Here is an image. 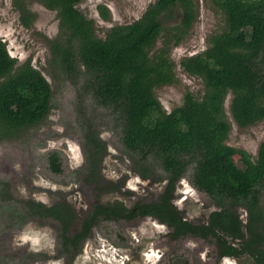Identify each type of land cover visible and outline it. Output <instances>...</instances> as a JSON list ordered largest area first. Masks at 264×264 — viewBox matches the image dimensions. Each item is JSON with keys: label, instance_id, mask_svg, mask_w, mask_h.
<instances>
[{"label": "trees", "instance_id": "obj_1", "mask_svg": "<svg viewBox=\"0 0 264 264\" xmlns=\"http://www.w3.org/2000/svg\"><path fill=\"white\" fill-rule=\"evenodd\" d=\"M28 1L13 3L30 26L35 14ZM37 1L58 14L60 33L50 40L54 66L76 85L83 80L86 93L117 115L123 146L134 154L138 172L144 178L159 177L166 185L156 201L132 207L120 200L96 201L74 232L79 217L66 200L47 204L27 199L25 220L57 222V250L64 264L82 251L102 220L144 217L166 224L173 240H213L219 259L249 255L255 264H264V141L256 157L229 145L231 122L225 106L231 95L229 111L239 127L264 120V0H211L224 15L225 30L210 36L202 52L180 61L186 73L201 78L204 93L187 91L182 104L171 111L164 108L156 88L178 82L170 52L190 33L199 14L198 0H155L137 20L110 27L105 38L98 36L96 21L79 8L83 0ZM175 8L181 10L180 19L162 48L155 50L164 30L162 17ZM99 13L104 20L111 18L106 6H99ZM52 98L44 73L30 59L19 64L0 38V140L42 124L50 115ZM82 145L85 180L98 184L107 143L88 124ZM238 154L242 166L235 159ZM49 162L54 172H61L58 152L50 154ZM158 168L164 176H156ZM189 171L191 184L218 207L204 223L188 220L174 203L177 185ZM240 208L247 212L246 222Z\"/></svg>", "mask_w": 264, "mask_h": 264}, {"label": "rangeland", "instance_id": "obj_2", "mask_svg": "<svg viewBox=\"0 0 264 264\" xmlns=\"http://www.w3.org/2000/svg\"><path fill=\"white\" fill-rule=\"evenodd\" d=\"M155 0H83L81 11L96 21L98 36L105 38L115 24L131 23L142 16ZM198 17L190 33L170 56L176 62L178 82L159 86L156 94L167 111L182 104L187 91L197 96L204 93L201 78L191 76L180 66L183 57L202 52L208 38L226 28L224 15L211 0H198ZM35 14L30 26L22 21L21 11L13 0H0V38L18 63L31 60L49 80L53 89L52 108L48 118L12 138L0 140V264H64L57 250V222L52 219L24 216V201L35 199L47 204L66 200L78 214L72 231H77L96 201H123L128 207L138 202L156 201L166 182L159 177L144 178L136 165L134 154L122 143V126L110 109L98 104L86 93L83 80L77 85L66 79L54 66L50 40L60 33L56 10L37 0L27 2ZM106 6L111 18L104 20L99 6ZM181 15L179 8L162 17L164 30L155 50L162 48ZM228 95L225 106L231 122L227 143L257 156L264 141V120L252 126L239 127L232 118ZM93 125L107 143L101 164L102 178L98 184L85 180L87 168L83 151V135ZM58 152L61 172L50 167L49 156ZM242 166L240 154L235 156ZM190 172L178 183L174 203L194 223L207 222L218 207L189 181ZM164 176L158 168L156 176ZM240 217L247 221V212L240 208ZM171 229L152 217L127 220H102L93 229L82 251L70 264H255L249 255L241 259H219L213 240L185 236L170 237ZM56 246V247H55Z\"/></svg>", "mask_w": 264, "mask_h": 264}, {"label": "clouds", "instance_id": "obj_3", "mask_svg": "<svg viewBox=\"0 0 264 264\" xmlns=\"http://www.w3.org/2000/svg\"><path fill=\"white\" fill-rule=\"evenodd\" d=\"M192 186H193V185H192ZM193 187H194V186H193ZM194 188H195V187H194ZM195 189H196V188H195ZM196 190H197V189H196ZM226 258H229V257H225L224 259H226ZM224 259H223V260H224Z\"/></svg>", "mask_w": 264, "mask_h": 264}, {"label": "flooded vegetation", "instance_id": "obj_4", "mask_svg": "<svg viewBox=\"0 0 264 264\" xmlns=\"http://www.w3.org/2000/svg\"><path fill=\"white\" fill-rule=\"evenodd\" d=\"M225 258V257H224Z\"/></svg>", "mask_w": 264, "mask_h": 264}]
</instances>
